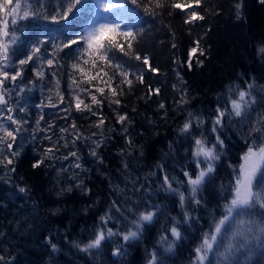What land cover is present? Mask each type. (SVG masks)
Returning a JSON list of instances; mask_svg holds the SVG:
<instances>
[{"label":"trees","instance_id":"1","mask_svg":"<svg viewBox=\"0 0 264 264\" xmlns=\"http://www.w3.org/2000/svg\"><path fill=\"white\" fill-rule=\"evenodd\" d=\"M56 2L57 0H41L42 7L35 3L33 7L42 15H52ZM238 3H242L239 18L235 8ZM127 7L139 13V18L134 21L129 19L130 23H134L133 30L142 33L138 36V44L134 45L135 51L142 57H150L152 67L159 68L160 71L151 73L141 62L130 61L131 65H135L131 69L133 73H137V69H143L144 83L134 82L131 91L125 86L124 94L119 97L121 105H112L110 108L105 100L100 111L105 118L103 136L106 143L96 149L98 155L103 157L102 164L89 154L94 147L91 142L77 141L75 147L71 144L68 148L61 147L56 155L62 157L69 151H77L80 163L87 171L69 169L68 172L58 175L57 169L68 167L74 162L72 158L68 161H46L47 167L33 169L32 164L43 155L40 150L50 146L47 141L40 144L32 140L35 121L41 113L35 106L47 97L48 90L45 87L42 93L41 82L38 81L37 87L31 91L26 90L22 98L17 97L15 91L12 92V102L18 99L21 105L26 103L28 109L26 113L18 114L17 118H23L28 123L25 125L27 131L24 132L27 139L20 156L15 160V173H7V169L0 171V233L3 234L0 236V255L5 257L6 264H147L148 255L153 250H156L158 257L162 258L165 264H191L193 249L199 245L202 234L209 230L212 220L219 218L223 205L232 198L231 189L238 176L237 168L242 163L241 158L247 147L245 141L251 142L247 136V125L264 113L262 104L255 106L249 120L240 122L239 118H233L230 124L225 120L226 126L222 135V138L226 135L224 152L219 161L215 162L216 171L206 178L202 190L198 193L202 203L190 206L185 202L188 213L194 218L199 217V222L193 219L188 224H183L179 199L160 188L162 174L156 166L163 165L170 178L176 177L181 182V191L187 196L189 186L185 183L183 171L191 173L193 177L198 172L191 155V137L181 135L178 131L187 119V113L193 112L207 121L214 115L217 106H226L227 86L239 85L243 88L246 83L252 82L264 86V53L259 51L264 47V3L260 0H203L197 10L205 19L194 24H185V16L178 10L168 15L170 9L167 7L157 9L156 16L143 14L135 5L128 4ZM92 16L91 12H85L77 18V23L83 26ZM20 27L24 31L22 39H26L34 38L45 29H55L58 25L50 20L40 19L25 21ZM74 30L79 31L80 27L74 26ZM197 39L200 40V48L205 51L204 56L197 53L203 64L197 66L194 57L193 67L189 70L183 62L187 61L189 50ZM173 44L176 47H172ZM61 57L67 69L74 56L64 57L62 53ZM104 71L109 69L105 68ZM181 77L186 84L181 83ZM33 79L36 78L31 66H25L24 84L27 85L28 81ZM66 79L65 71L61 77V91L67 101ZM117 82L118 80H114L112 86L115 87ZM148 85L153 89L160 88V95H153L149 99ZM183 88L187 89V95L184 97L188 101L187 104L179 103ZM82 98L85 103L90 102L88 98ZM257 99H260V95H257ZM161 101L166 105V116L164 110L158 109ZM53 103H56L55 97ZM62 107L64 105L42 110L44 120L41 121V128L50 123L56 124L53 139L59 137L58 129L67 127L72 120H75L77 128L85 136L92 133L99 136L98 130L93 126L97 122L96 117L90 113L73 111L67 119H63L64 113L59 110ZM113 109L120 114L127 113L131 120L128 135H131L135 145L141 146L132 152V156L120 155V150L127 146L122 126L117 123ZM93 111H97L96 106H93ZM210 128L211 124L206 122L199 131L193 130V136H198L200 131H203L207 140L214 142ZM43 135L37 132L36 140H41ZM68 138L71 140V136ZM141 150L144 153L142 157L139 155ZM125 160L129 164L127 171L122 167ZM73 171L78 173L77 179L83 180L84 185L91 189V193L85 194L75 187L77 181L69 179ZM150 172L157 173L145 184V188L150 187L151 191L146 193L141 189L137 192L131 181L139 177L135 186L138 188ZM69 185L73 188L72 192L57 195L61 188ZM116 186L124 189V192L120 193ZM177 186L173 184V187ZM22 187H27L30 191L20 193L19 188ZM255 190L259 191L258 188ZM126 197L141 201L142 204L148 201L160 205L165 210L164 215L159 218V223L145 226L142 240L130 244L125 256L111 255V250L122 243L119 238L105 244L99 252L94 250L91 254H86L79 251L73 241L87 242L94 230L100 227L99 217L108 211L111 202L115 200L118 205L129 203ZM130 206L136 207L131 204ZM54 209L59 211L53 214ZM112 215L117 218V222L115 225L109 223L108 227L115 226L125 230L119 213L113 209ZM172 217L181 221L180 230L187 239L177 242L174 251L168 253L163 251L165 245L158 244V239L172 223ZM48 235H52L53 242L58 244V252L53 253L46 244L45 237ZM168 239L171 241L170 235ZM210 259L214 260L212 257ZM243 259L241 257L242 261ZM256 261L264 264V258L259 255L253 257L252 264Z\"/></svg>","mask_w":264,"mask_h":264},{"label":"snow or ice","instance_id":"2","mask_svg":"<svg viewBox=\"0 0 264 264\" xmlns=\"http://www.w3.org/2000/svg\"><path fill=\"white\" fill-rule=\"evenodd\" d=\"M203 0H57L54 14H41L33 4L42 7L41 0H0V171L7 169V173H15V160L21 154L24 147V141L27 139L24 132L27 131L25 125L28 123L23 118H17L20 113L28 111L26 103L21 105L17 99L12 102V92L15 91L17 97H23L25 91H31L40 83L41 92L44 88L48 90L46 98L36 105L41 110L39 119L35 121V129L32 132V140L36 143L43 144L47 141L50 146L43 147L40 151L43 153L32 164L36 169L41 166L47 167L46 161L50 162L56 159L68 161L70 158L74 161L68 167L57 169V174L68 172L69 169H80L87 171L80 163V156L77 151H69L66 155L58 157L60 148H68L69 144L75 147L77 141L91 142L94 146L89 153L95 157L99 163H103V157L98 155L96 149H99L106 140L103 136L105 118L100 111L105 100L108 101L109 107L112 105H121L119 98L124 94L125 86L129 91L134 84L144 83L143 69H137L133 73L130 61L141 62L151 73H159V68L152 67L150 57L141 56L135 51L134 45L138 44V36L142 33L134 31V23H130L139 18V13L129 9L128 4L135 5L143 14L148 16L158 15L157 9L169 8L168 15L173 11H179L185 16V24H194L196 21H203L205 17L197 10ZM264 3V0H260ZM242 3L235 5L237 17L240 16ZM46 12V9H45ZM85 12L93 14L92 19L80 26L77 18ZM71 18V19H70ZM46 20L58 25L55 29H45L43 32L36 34L34 38L22 39L24 35L20 25L29 20ZM64 21V24L60 22ZM74 26L80 27L79 31L74 30ZM188 53L186 66L189 70L193 67V58L197 66H202L203 60L199 56H204V49L200 48V40L193 42ZM75 46V47H74ZM172 47H176L175 44ZM67 50V51H66ZM264 53V47L259 49ZM64 57H73L72 61L65 69V64L61 54ZM75 54V55H74ZM178 63H181L177 61ZM31 66L35 78L24 84L25 66ZM107 68L109 71H104ZM67 72L66 87L68 91L67 101L61 91V77ZM179 76V72L176 73ZM51 77V79H49ZM181 83L186 84L181 77ZM118 80L113 87V81ZM17 81H20L17 83ZM47 81L45 84L44 82ZM103 86H97V85ZM31 86V87H29ZM175 88L176 86L173 85ZM94 89V90H93ZM107 89V94H106ZM119 89V91H118ZM258 90V91H257ZM228 97L225 100V107L217 106L214 115L207 121L200 115L193 112L187 113V119L179 127L181 135L191 137L192 151L191 155L196 163L198 172L193 175L183 171L186 177L185 183L189 186L188 195L181 191L179 185L181 182L176 177H169L164 171L163 165L157 164V168L162 174L160 188L166 192L178 197L179 205L183 213V224H188L195 219L199 222V217H192L185 208V202L192 205H201L202 201L198 198V193L202 190L206 178H209L216 171L215 162L219 161L221 154L224 152L225 138L224 135L225 120L229 124L233 118H239V121L249 120L255 111L257 104L264 105V86L252 83H246L243 88L239 85L227 86ZM256 93V94H254ZM153 95H160V88L153 89L148 85V98ZM187 95V89L181 90L180 104H187L184 98ZM260 95V99H257ZM90 100L85 103V99ZM235 96V98H232ZM53 97L56 103H53ZM60 108L64 113L63 119H67L73 111L77 113H90L97 118L93 125L99 133H92L85 136L77 128L75 120H72L67 127L59 128V137L53 139L56 128L55 123L47 124L41 128V121L44 120V108ZM96 106L97 111H93ZM158 109L164 110L167 115L166 105L161 101ZM116 121L122 126L125 134L126 148L120 150L121 156H132V152L141 147L135 145L131 135H128V125L131 120L127 113L120 114L113 109ZM208 122L211 124L210 133L214 135V142H209L203 131L198 136H193V130L199 131L203 125ZM247 136L251 142L245 141L247 147L242 155V163L238 166V176L235 179L231 191L232 198L223 205L222 214L219 218H214L210 224L209 230L204 232L200 238V243L193 249V258L191 264H252L253 257L259 255L264 258V113L247 125ZM43 135L41 140H36V133ZM52 133V134H48ZM67 134V135H66ZM71 136V140H69ZM97 137V139H93ZM61 141L63 144L61 145ZM210 143V146H209ZM169 148H172L171 142ZM139 155H144L141 150ZM204 167H200L201 164ZM11 166V167H9ZM125 171L129 169V164L125 160L122 163ZM5 173V174H7ZM156 172H150L144 177V183L136 188L139 177L131 181L137 192L143 189L146 193L151 191L150 187L145 188L150 177H155ZM78 173L73 171L71 180H76L75 187L85 192L91 193V189L84 185L83 180H78ZM178 185L173 187V184ZM120 193L124 189L116 186ZM259 189V191L255 189ZM30 191L27 187L19 188L20 193ZM73 188L69 185L61 188L57 195H63L65 192H72ZM129 203L118 205L115 200L111 202L108 211L99 217L100 227L96 228L85 243L73 241L74 246L81 252L91 254L94 250L99 252L107 243H111L114 238H119L122 243L111 250L113 257L127 255L128 246L132 243L142 240L146 225L159 223V218L164 215V209L160 205L151 204L148 201L132 200L127 198ZM136 205V207H131ZM144 208V210H140ZM119 213L120 220L124 221V229L119 227H108L109 223L117 222V218L112 215V210ZM123 209V210H122ZM59 209H54L56 214ZM127 213V215H125ZM135 217V219H129ZM172 223L164 230V234L158 239V244L165 245L163 251L171 253L176 247V243L187 239L181 233V221L175 217L171 218ZM3 234L0 233V236ZM171 236V241L168 237ZM45 242L53 253L59 251L57 243L53 242V236L45 237ZM210 257L214 258L210 259ZM243 257V261L241 260ZM0 264H6L5 257L0 255ZM147 264H165L164 260L158 257L156 250L149 253ZM255 264H260L256 261Z\"/></svg>","mask_w":264,"mask_h":264},{"label":"rangeland","instance_id":"3","mask_svg":"<svg viewBox=\"0 0 264 264\" xmlns=\"http://www.w3.org/2000/svg\"><path fill=\"white\" fill-rule=\"evenodd\" d=\"M91 19H92V17H91ZM91 19H90V20H91ZM88 22H89V21H88ZM204 166H205V165L202 163V164H201V167H204Z\"/></svg>","mask_w":264,"mask_h":264}]
</instances>
